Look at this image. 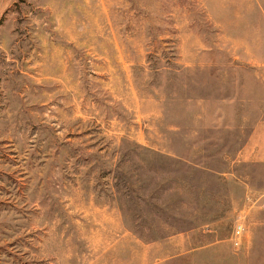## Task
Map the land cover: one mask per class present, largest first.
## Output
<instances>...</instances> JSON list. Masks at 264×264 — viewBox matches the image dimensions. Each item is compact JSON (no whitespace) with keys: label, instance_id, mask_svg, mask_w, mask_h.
Segmentation results:
<instances>
[{"label":"rangeland","instance_id":"obj_1","mask_svg":"<svg viewBox=\"0 0 264 264\" xmlns=\"http://www.w3.org/2000/svg\"><path fill=\"white\" fill-rule=\"evenodd\" d=\"M263 205L264 0H0V264H264Z\"/></svg>","mask_w":264,"mask_h":264},{"label":"built area","instance_id":"obj_2","mask_svg":"<svg viewBox=\"0 0 264 264\" xmlns=\"http://www.w3.org/2000/svg\"><path fill=\"white\" fill-rule=\"evenodd\" d=\"M261 208L264 209V205L261 206ZM244 232V224L240 221H237L233 227V231L231 234V243L235 249H238L240 247Z\"/></svg>","mask_w":264,"mask_h":264}]
</instances>
